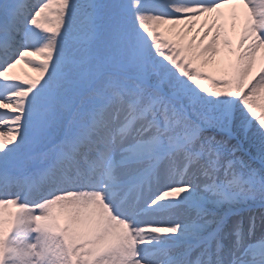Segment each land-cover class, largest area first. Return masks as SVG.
I'll return each mask as SVG.
<instances>
[{
  "label": "snow or ice",
  "instance_id": "6c2138e0",
  "mask_svg": "<svg viewBox=\"0 0 264 264\" xmlns=\"http://www.w3.org/2000/svg\"><path fill=\"white\" fill-rule=\"evenodd\" d=\"M14 7L0 24V50L22 36L15 58L0 60V184L11 182L30 131L45 134L64 89L87 86L94 103L27 182L47 189L38 202L0 193V264H264V238L247 243L255 218L245 233L207 210L257 197L264 206V168L226 159L224 142L203 135L255 125L264 163V55L252 75L264 53V0H166L165 12L140 0L90 3L76 43L72 0H40L23 27ZM241 21L234 46L229 27ZM21 63L35 77L13 74ZM149 67L167 93L148 83ZM180 209L195 218L174 219Z\"/></svg>",
  "mask_w": 264,
  "mask_h": 264
},
{
  "label": "rangeland",
  "instance_id": "374dc122",
  "mask_svg": "<svg viewBox=\"0 0 264 264\" xmlns=\"http://www.w3.org/2000/svg\"><path fill=\"white\" fill-rule=\"evenodd\" d=\"M88 0H72V3L78 5V9H77V15L73 21V31H72V39H73V42L76 43L80 37H83L84 36V33L86 31V28L87 26L85 25V20H84V15L86 14V2ZM113 4L114 3H122L121 0H113L112 2ZM124 4V3H122ZM143 4V3H142ZM132 22L134 23V19L132 20ZM231 24V23H229ZM232 31H237L236 28L233 30L231 29V27H229V34L232 32ZM264 55V53H260L258 54V57H257V63L255 65V67L253 68V71L257 70L258 67H260V65L258 66V64L260 63L261 64V61H260V56ZM22 63L19 64L14 70H13V74L15 75H18L20 76L21 78H26L25 77V74L22 67H21ZM218 67L220 68H225V62L223 60H220L218 59ZM253 71H252V74H253ZM219 74V73H218ZM63 93V92H62ZM64 94V93H63ZM65 95V94H64ZM3 111H6V110H3ZM226 151V159H231V155L228 153V151L225 149ZM246 170V169H245ZM237 171H240L239 168H237ZM202 178L200 179V181L198 183H196L200 189H202L204 187V185L206 183H208V181L203 177L201 176ZM219 179L222 181L224 179V174H223V171H221L219 173ZM202 192V191H201ZM6 195V194H5ZM13 198V197H12ZM31 203L35 204L36 202L32 201ZM188 216L190 217V219H194L195 216H196V213L194 210H189V209H180V210H177L176 212H174L172 214L173 218L177 220V218H180V217H183V216ZM159 218H163V219H167V217H158ZM189 218H187L186 220H190ZM210 219V217H209ZM250 223V222H249ZM249 227V225H248ZM248 230V228H247ZM247 230H246V233H247ZM262 238H264V216L259 218V219H256V230H255V235L252 237V239L248 240L247 243H254L256 241H259L261 240Z\"/></svg>",
  "mask_w": 264,
  "mask_h": 264
},
{
  "label": "bare ground",
  "instance_id": "6f19581e",
  "mask_svg": "<svg viewBox=\"0 0 264 264\" xmlns=\"http://www.w3.org/2000/svg\"><path fill=\"white\" fill-rule=\"evenodd\" d=\"M200 181V178H198V179H196V180H194L193 182L196 184V183H198ZM12 184V182H10V183H8L7 184V186H10ZM16 187L18 188V186H12V187H10V188H13L11 191L13 192L14 191V193H16ZM164 217H167V216H164ZM187 218H189L190 219V217H188V216H183V217H180V218H177V220H179V221H187L186 219Z\"/></svg>",
  "mask_w": 264,
  "mask_h": 264
},
{
  "label": "trees",
  "instance_id": "16d2710c",
  "mask_svg": "<svg viewBox=\"0 0 264 264\" xmlns=\"http://www.w3.org/2000/svg\"><path fill=\"white\" fill-rule=\"evenodd\" d=\"M252 139H253L252 145H254L255 149H260L261 148L260 139L259 136L256 134V131L255 133H253Z\"/></svg>",
  "mask_w": 264,
  "mask_h": 264
}]
</instances>
